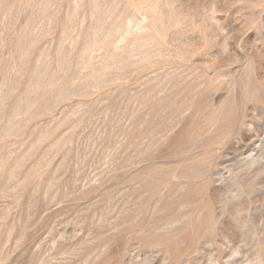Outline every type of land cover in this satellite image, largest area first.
I'll return each mask as SVG.
<instances>
[{
	"label": "rangeland",
	"instance_id": "374dc122",
	"mask_svg": "<svg viewBox=\"0 0 264 264\" xmlns=\"http://www.w3.org/2000/svg\"><path fill=\"white\" fill-rule=\"evenodd\" d=\"M0 264H264V0H0Z\"/></svg>",
	"mask_w": 264,
	"mask_h": 264
}]
</instances>
